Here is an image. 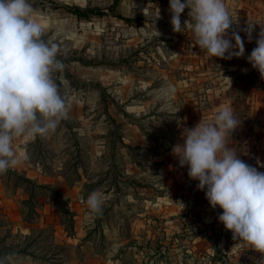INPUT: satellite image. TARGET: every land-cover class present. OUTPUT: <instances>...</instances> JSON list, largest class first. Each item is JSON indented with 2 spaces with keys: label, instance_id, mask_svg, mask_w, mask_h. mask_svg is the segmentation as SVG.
<instances>
[{
  "label": "rangeland",
  "instance_id": "obj_1",
  "mask_svg": "<svg viewBox=\"0 0 264 264\" xmlns=\"http://www.w3.org/2000/svg\"><path fill=\"white\" fill-rule=\"evenodd\" d=\"M114 2L29 0L45 39L54 36L60 45L64 69L54 78L67 117L54 133L27 143L28 161L39 164L41 178L3 174L0 255L13 253L15 264H253L260 254L233 249L238 242L212 221L217 211L208 205L186 219L188 205L172 202L171 195L169 208L151 214L146 196L138 194L153 187L152 174L172 185L162 177L160 160L150 156L175 142L191 119L186 112L237 93L244 63L209 58L191 33L174 32L169 0ZM225 3L232 29L243 24L235 20L243 5L264 25V0ZM66 6L105 15L81 20ZM169 85L174 91L166 94ZM131 124L153 139L155 149L138 152L123 140ZM135 157L139 169L131 165ZM134 172H143L138 183ZM94 190L106 196L95 216L85 202Z\"/></svg>",
  "mask_w": 264,
  "mask_h": 264
},
{
  "label": "clouds",
  "instance_id": "obj_2",
  "mask_svg": "<svg viewBox=\"0 0 264 264\" xmlns=\"http://www.w3.org/2000/svg\"><path fill=\"white\" fill-rule=\"evenodd\" d=\"M186 9L188 18L182 24ZM169 12L173 31L191 33L194 46L207 57L244 56V41L232 30L225 0H169ZM256 24L249 21L244 30L249 42ZM260 25L247 61L264 79V25ZM59 54L60 45L54 36L45 39L29 0H0V174L20 163L13 148L17 137L46 138L67 117V103L54 78L64 69ZM173 91L169 85L166 94ZM240 124L230 107H221L211 121L202 117L194 127L184 129L183 143L173 146L172 155L198 182L210 207L222 209L218 220L238 242L233 249L259 253L258 259L251 258L253 264H264V172L240 159L229 146L228 138ZM105 199L100 190L92 191L85 201L89 214H102ZM0 264H15L14 254L0 255Z\"/></svg>",
  "mask_w": 264,
  "mask_h": 264
},
{
  "label": "crops",
  "instance_id": "obj_3",
  "mask_svg": "<svg viewBox=\"0 0 264 264\" xmlns=\"http://www.w3.org/2000/svg\"><path fill=\"white\" fill-rule=\"evenodd\" d=\"M230 1L235 2L236 0ZM238 1L242 2L243 4H246L247 2V0ZM241 8L242 13H237L238 15H236L237 17L235 20L237 22L242 21L243 24L237 25L238 23H236V29L232 30L238 32L240 36L242 35L241 38L244 41V47L246 49L249 48V50L252 51V49L256 47L255 41L260 31L261 19L257 21V18H252L254 14L252 12V8L249 7V5H243V7ZM249 21L258 23L255 26L253 39L251 42L248 41V37L244 31L247 28ZM249 53L251 52L246 51L244 56L241 57V60L239 61L242 64L244 63V65H240L239 72H241V79L240 87L236 90L237 93H233L230 90L228 91L229 96L227 97V100H223V102L222 100H214L211 101L208 107H203L204 110L202 108L200 109L197 107H193L191 113L186 112V114L190 115L191 119L188 122L181 124L183 125L182 129L178 133L175 142L171 144V146L166 147L165 150L163 149L159 152L157 151L156 155L153 154L152 156H150L152 161L154 159L160 160L162 166L160 172L164 174V176L162 177H165V179H169L172 183V185L168 183V186H165V184L161 185V183L157 181L159 180L157 179L159 178L158 175L156 177H154L153 174L151 176H148L153 178V187L146 188L144 193L138 194L146 196V208L147 210H151V214L159 211L163 213L166 208H169L168 204L170 202V199H168L167 197L171 195L174 196L172 198V202L188 205L189 209H187V212L189 211V215L185 216L186 219H190L193 217L192 215L194 214V212L192 210H194L195 208L198 210H202V206H200V204L204 205L205 207L208 205L209 209L211 208L205 198L204 192L198 190V182L193 181L188 177L187 168H181L179 166L177 159L172 155V148L177 143H183L181 137L184 129L194 127L202 119V117L207 121H211L214 118L216 112L221 107H230L234 111L235 115L241 119L240 126L233 132L231 138H228L229 146L234 147L239 152L240 159L244 160L246 163L254 167H257L259 171L264 172V167H261V165H264V79H261L259 72L253 69L247 60L245 62L242 61L245 60ZM245 69H247L246 72L244 71ZM223 95L224 93H221L219 97L222 98ZM128 126H124L125 128L127 127V139L123 138V140H127V143L131 144L133 148L138 150V152H148L149 150L155 149V147L153 148L155 144L151 137L146 136L145 138L141 134V131L137 126H134L132 124ZM30 140L32 139L17 137L14 141L13 148L20 163L17 167L11 169V171H26V175L29 178H41L42 175L40 172L41 168L39 164L37 167H35L31 164L30 161H28L29 156L27 153V143ZM131 165L139 169V166L136 162V157L133 158V161H131ZM143 176V172H140L139 175L134 172V178L137 180V183L140 182L138 180H140ZM5 179V176L1 174L0 198L5 193ZM214 211H217V213L213 214L214 219H212V221L216 222V224L218 225L220 224L218 216L219 214H221L222 209L217 208ZM162 217L165 218L166 216L163 215Z\"/></svg>",
  "mask_w": 264,
  "mask_h": 264
},
{
  "label": "trees",
  "instance_id": "obj_4",
  "mask_svg": "<svg viewBox=\"0 0 264 264\" xmlns=\"http://www.w3.org/2000/svg\"><path fill=\"white\" fill-rule=\"evenodd\" d=\"M121 1L122 0H115L114 5L119 4ZM113 6L110 8L111 11H113V9H114ZM65 8L68 9L71 14H73L75 17H77L78 19H81V20H83V19L87 20V19H91L92 17H96V16L100 17V16L105 15L104 10L97 9V8L96 9H91V8L82 9V8L76 7V6H73V7L66 6ZM117 17L120 19H123V20H128V19H124L120 15H118Z\"/></svg>",
  "mask_w": 264,
  "mask_h": 264
}]
</instances>
